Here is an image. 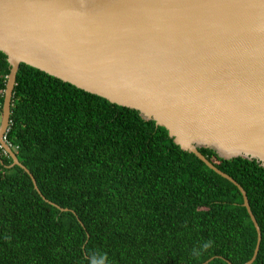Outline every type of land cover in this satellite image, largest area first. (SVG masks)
Returning <instances> with one entry per match:
<instances>
[{"label": "trees", "instance_id": "16d2710c", "mask_svg": "<svg viewBox=\"0 0 264 264\" xmlns=\"http://www.w3.org/2000/svg\"><path fill=\"white\" fill-rule=\"evenodd\" d=\"M9 69L0 51V116ZM5 141L39 191L0 147V264H245L253 255L238 188L137 110L21 63ZM199 152L246 192L261 233L252 264H264V167Z\"/></svg>", "mask_w": 264, "mask_h": 264}, {"label": "water", "instance_id": "95a60500", "mask_svg": "<svg viewBox=\"0 0 264 264\" xmlns=\"http://www.w3.org/2000/svg\"><path fill=\"white\" fill-rule=\"evenodd\" d=\"M0 51L10 67L0 147L37 191L5 141L21 63L137 110L236 186L254 262L261 233L246 192L199 148L264 167V0H0Z\"/></svg>", "mask_w": 264, "mask_h": 264}, {"label": "clouds", "instance_id": "9594fccd", "mask_svg": "<svg viewBox=\"0 0 264 264\" xmlns=\"http://www.w3.org/2000/svg\"><path fill=\"white\" fill-rule=\"evenodd\" d=\"M204 247H208V245H207V244H205V245H204Z\"/></svg>", "mask_w": 264, "mask_h": 264}]
</instances>
